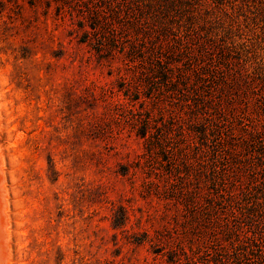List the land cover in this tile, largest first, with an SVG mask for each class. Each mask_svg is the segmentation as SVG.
Listing matches in <instances>:
<instances>
[{
  "label": "rangeland",
  "instance_id": "rangeland-1",
  "mask_svg": "<svg viewBox=\"0 0 264 264\" xmlns=\"http://www.w3.org/2000/svg\"><path fill=\"white\" fill-rule=\"evenodd\" d=\"M10 264H264V0H0Z\"/></svg>",
  "mask_w": 264,
  "mask_h": 264
},
{
  "label": "bare ground",
  "instance_id": "bare-ground-1",
  "mask_svg": "<svg viewBox=\"0 0 264 264\" xmlns=\"http://www.w3.org/2000/svg\"><path fill=\"white\" fill-rule=\"evenodd\" d=\"M7 190L5 187L4 158L0 151V264H10V245L8 230L9 217L7 213Z\"/></svg>",
  "mask_w": 264,
  "mask_h": 264
}]
</instances>
